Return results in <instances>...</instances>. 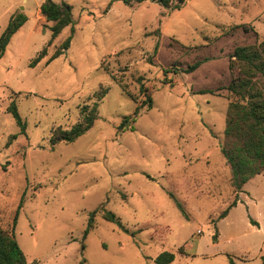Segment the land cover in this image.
<instances>
[{
    "label": "rangeland",
    "instance_id": "1",
    "mask_svg": "<svg viewBox=\"0 0 264 264\" xmlns=\"http://www.w3.org/2000/svg\"><path fill=\"white\" fill-rule=\"evenodd\" d=\"M43 1L0 0V33L11 15L26 16L0 57V226L28 263L155 264L170 251V264H262L264 171L236 192L220 145L237 75L230 55L264 40V0H186L178 10L151 0H52L71 6L73 34L51 60L71 25L48 45ZM206 56L193 72H164ZM139 77L152 106L133 115L146 99ZM100 87L93 125L51 144V131L76 123ZM11 101L24 133L7 112ZM125 116L134 121L119 129Z\"/></svg>",
    "mask_w": 264,
    "mask_h": 264
},
{
    "label": "trees",
    "instance_id": "2",
    "mask_svg": "<svg viewBox=\"0 0 264 264\" xmlns=\"http://www.w3.org/2000/svg\"><path fill=\"white\" fill-rule=\"evenodd\" d=\"M109 5L115 0H109ZM127 5L139 4L145 0H121ZM164 8L180 9L186 0H151ZM41 15L47 22L52 24L49 26L50 38L48 45L57 37V35L66 27L71 25L70 35L61 43L52 54L49 60L58 57L66 52L70 45L73 34V18L71 13V6L68 3H57L52 0H44L39 7ZM26 21V16L22 13H15L11 15L9 21L0 33V57L4 54L5 49L13 36V34ZM46 47L42 48L38 54L30 62V66H35L46 55ZM209 57L196 59L188 64L186 68L175 70H164V72L178 71L190 73L196 70L202 63L206 62ZM151 61V60H150ZM229 67L232 71L235 70L237 75L231 80L227 86V91L231 95V100L227 107L224 141L220 145V150L223 157L226 159L231 170V185L234 190L239 191L242 186L250 179L259 175L264 171V40L255 42L249 45L236 46L230 55ZM140 83V92L146 95L143 104L135 108L133 115H136L143 105L148 108L152 106L151 96L147 93V89L141 83V78H138ZM170 83V82H169ZM107 92V88L100 87L99 90L93 94L94 101L91 104H83L80 107V119L74 123L69 129H63L57 126L51 131L50 142L56 144L60 141L72 142L77 137L84 134L98 117L99 102L103 99ZM213 89L200 90L199 93L214 94ZM135 100L134 97H131ZM16 124L20 127L22 133L25 132L26 124L18 113L16 104L11 101L7 107ZM133 122L131 116H125L119 126L122 129L127 125V122ZM16 134L10 136V140L14 139ZM9 140V141H10ZM238 198H235L218 216L222 219L227 216L229 210L235 206ZM177 206L183 211V207L177 202ZM95 211L89 215L88 225L84 232L87 235L88 230L92 226ZM103 218L114 222L120 228L126 231V228L110 211L103 210ZM16 216L13 219L15 224ZM256 223L255 221H253ZM214 240L216 234L213 235ZM179 252L184 254L182 248ZM174 253L170 251H163L159 253L155 259V264H170L174 260ZM262 264H264V256ZM0 264H29L24 253L19 247L13 231H8L0 226ZM227 264H235L229 258Z\"/></svg>",
    "mask_w": 264,
    "mask_h": 264
},
{
    "label": "crops",
    "instance_id": "3",
    "mask_svg": "<svg viewBox=\"0 0 264 264\" xmlns=\"http://www.w3.org/2000/svg\"><path fill=\"white\" fill-rule=\"evenodd\" d=\"M244 187V186H243Z\"/></svg>",
    "mask_w": 264,
    "mask_h": 264
}]
</instances>
